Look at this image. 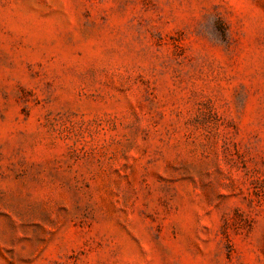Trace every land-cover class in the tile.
I'll return each mask as SVG.
<instances>
[{
  "label": "rangeland",
  "instance_id": "374dc122",
  "mask_svg": "<svg viewBox=\"0 0 264 264\" xmlns=\"http://www.w3.org/2000/svg\"><path fill=\"white\" fill-rule=\"evenodd\" d=\"M0 264H264V0H0Z\"/></svg>",
  "mask_w": 264,
  "mask_h": 264
}]
</instances>
